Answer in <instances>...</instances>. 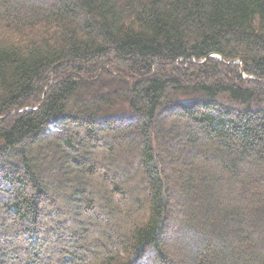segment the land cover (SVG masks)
<instances>
[{
	"label": "trees",
	"instance_id": "trees-1",
	"mask_svg": "<svg viewBox=\"0 0 264 264\" xmlns=\"http://www.w3.org/2000/svg\"><path fill=\"white\" fill-rule=\"evenodd\" d=\"M0 264H264V0H0Z\"/></svg>",
	"mask_w": 264,
	"mask_h": 264
}]
</instances>
